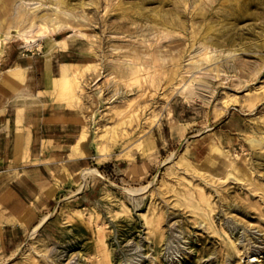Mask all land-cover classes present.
I'll use <instances>...</instances> for the list:
<instances>
[{
	"label": "rangeland",
	"instance_id": "rangeland-1",
	"mask_svg": "<svg viewBox=\"0 0 264 264\" xmlns=\"http://www.w3.org/2000/svg\"><path fill=\"white\" fill-rule=\"evenodd\" d=\"M92 1L98 0L67 3L75 12L85 10L100 20L97 30L76 24V17L59 6V22L64 26L52 33L37 25L29 36L35 40L27 43L21 37L5 38L9 29L18 31V7L32 12L40 5L37 12H41L51 6L55 9L57 3L0 0L4 37L0 72L27 65L23 88L10 87L23 96V107L34 115L68 113L70 117L63 119L75 123L70 131L75 138L88 130L90 150L87 164L70 175V184L62 188L51 211L41 214L33 225L14 228L6 232L7 237H0V264H98V238L102 236L113 264H264V0L225 2L232 8L230 19H223L227 11H222L218 16L222 20L213 23L220 28L229 21L232 28L226 38L219 39L224 47L215 52L220 55L216 59L207 57L201 42L191 46V25L177 33L188 49L177 80L170 79L168 71L178 67V49L168 46L162 50L166 61L151 73L145 68L135 76L116 75L112 63L126 57L113 52L111 36L127 43H145L140 35H116L105 28L122 20L108 4L117 0H99L97 5ZM194 12L191 5L188 18ZM92 36L97 39L94 47L89 40ZM64 37L66 43L57 41ZM150 38L148 43L166 41L154 33ZM230 38L236 50L220 51ZM48 53L55 75L62 62H72L75 68L85 63L97 67L73 78L72 93L47 90ZM116 87L119 91L113 95ZM38 89L42 90L37 94ZM192 145L196 151L187 153ZM182 155L198 162V167L189 168L180 161ZM86 167L97 171L82 176ZM54 175L69 179L65 174ZM108 182L115 190L112 203L104 199L96 209ZM203 196L212 203L208 216L189 204L188 199L205 204ZM228 235L240 254H233ZM250 255L260 258L252 261Z\"/></svg>",
	"mask_w": 264,
	"mask_h": 264
},
{
	"label": "bare ground",
	"instance_id": "bare-ground-1",
	"mask_svg": "<svg viewBox=\"0 0 264 264\" xmlns=\"http://www.w3.org/2000/svg\"><path fill=\"white\" fill-rule=\"evenodd\" d=\"M54 1L57 3V7L55 9L53 8V6H51L49 9L42 10L41 12H37L40 5L37 6L35 10H32V12L26 10L23 5H20L17 10L19 16L15 20V24L18 27L17 28L18 31L16 33H13L9 29L6 33L5 38L7 39L9 38V36H15V37L24 38V40L27 43L32 42L33 40H35V38L30 39L29 36L31 34L33 27L37 25L42 26L43 27L42 29H45V30L47 29L49 30V32L55 33L57 29H59V27L64 26L61 22H59L60 17H61L60 13L57 11L59 6H60V10L64 12L65 14L76 17L77 19L75 20L76 24H80L84 27L87 26L91 30H97L98 28H100L99 24H101V21L98 20L96 17L92 18L88 16L86 12H84L85 10H83L80 13H77L75 12L74 7L69 6V4L67 3V0H54ZM190 1H192L193 3V4L191 3V5H194L195 12L193 16H191V18H188L186 11L190 9V6H191ZM232 1H236V0H222V2L221 0H117V1L109 2L108 4L110 5V9L117 10L119 14L121 15L122 20H118L117 22L113 21L112 23L107 24L105 28H107L108 31H112L113 33H116V35L123 34V36L130 35L131 37H134L135 35L136 36L140 35L142 43H145V44H138V43H134L135 41L127 43L125 42L126 40L124 39H116L115 37L111 36L110 41L114 42L113 49H112L113 52L116 53L117 56L120 55L121 57L122 56L126 57V59L124 58L125 60L117 58L116 63H112L113 72H116V75L135 76L138 74H142L144 72V69L147 68L146 71L148 73H151V71H153V69L156 68L160 62L166 61L167 56L165 57L162 54V50L164 46H168L169 50L178 49L179 54L176 57V59L179 60V63L177 64L178 67L172 70L170 69V71H168V77L170 79L177 80L178 76L182 72L183 62L186 60V49H187L182 44V39L181 37L177 36V33L181 31H187L190 25L192 26V29L190 31L191 33L190 38L192 40L191 46H194L198 42H201L206 47L207 57L210 60L216 59L220 55L218 54L215 56V52L216 51L219 52L218 50L219 47L220 48L221 46L224 47L223 43H221L219 39L221 37H225V34H228L232 27L231 25H229L228 23L229 21H225L221 23L220 28L213 22L214 20H218V19H219V22L222 20L221 18H219L222 16L221 15L222 11L224 12L227 11L226 16H224L223 19H226V18H227L226 20L230 19L232 15V8L227 7L225 2L232 3ZM99 2L100 1L98 0V1H92L91 3H96L97 5ZM215 2H219V3L221 2L220 6L221 5L222 6L221 7L218 6L219 7L218 8L217 6L214 5ZM153 3H158V4L155 6H150L151 4L153 5ZM86 5L87 3H85L84 1L81 2L82 8H85ZM215 8L216 10L213 12L212 9H215ZM212 12L215 13V15H213V17L208 20L209 13H212ZM197 15H200V18L196 17ZM69 19L71 20V18ZM73 19L74 18H72V20ZM68 25L71 26V24L69 23ZM2 26L3 24H0V31L2 29ZM153 33L157 35L158 39L161 38V40H163L166 38V41L164 42V44L160 45L158 44V41L156 42L150 41V43H148L149 40L152 39L150 38V35ZM171 34H174L176 36L173 35V37L169 38ZM131 37H130V40H131ZM89 40L91 42V45L94 47V45H96L95 42L97 39H95L92 36ZM57 41L59 43H66V38L64 37L61 39H57ZM2 42H4V37H3V34L0 33V46ZM233 45H234V42L231 39L230 42L228 41V45L225 48H222L220 51H224V52L227 51L228 53H231L236 50L235 48H233ZM143 48H146L145 50H147V52ZM94 51L96 52L97 50H94ZM2 52L3 50L0 47V59H1ZM96 54L98 53L96 52ZM111 57L109 58L111 59ZM94 64L93 63L92 64L85 63V65L79 64L75 68L72 66L74 65L72 64V62H62L60 66L59 75H55L53 72V68H52V58H51V55L48 53L46 57V68H45V81H46V86H47L46 89L51 90V91L60 89L59 90L60 92H65V90H72L73 78L80 76V74H84L86 70L92 67L93 68L97 67V65H94ZM25 70H26V67H23L21 65L9 67L3 72H0V80L4 82L5 84H7L12 89H15V90L22 89L23 83L25 80ZM113 78H114V73H113ZM118 91H119V88L116 89V92L113 93V95H115ZM72 92L73 90L71 91V93ZM148 106L149 105L146 104L144 108H147ZM88 136H89L88 130L82 131V133L79 135V138L72 146L73 154L85 155L90 152V150L85 148V145L88 141ZM194 151H196V145L190 146L187 150V153H193ZM228 159L230 162L235 163L234 158L230 157V155H228ZM180 161L185 163L189 168H196L199 165L198 162L188 160L186 155H182L180 157ZM90 171H97V169L86 167L85 169L81 171V175L84 176V174L89 173ZM114 193H115V190L113 188V185L110 182H108L104 188L103 198L101 200H98L94 208L99 209L104 199H109L110 202L112 203V198L114 196ZM117 200H119L123 208L126 209V204L124 203V201L120 197H118ZM188 200H189V204L193 205L196 209L198 208L200 212H202L203 214L207 216L209 215V210L212 209V203L209 200V198H206L205 196H203V200L205 204H202L201 202L196 203V202L191 201L190 199ZM109 207H110V204H108V208ZM78 213H82V211L78 209ZM23 217L24 216L22 215L21 220L23 219ZM45 220L46 218L42 220V222H44ZM57 224H58V221H57ZM228 237H229L228 243L232 246L231 248H232L233 254L234 252L235 253L237 252L240 254V250L239 248H237L234 240L231 239V236L228 235ZM98 245H99V249L97 251L98 253L97 263L98 264H113L112 263L113 256L111 254V251L107 248L106 242L103 236L98 238ZM259 258H260V255H250L249 256V259H251L252 261L258 260ZM234 264H241V262L236 261Z\"/></svg>",
	"mask_w": 264,
	"mask_h": 264
},
{
	"label": "crops",
	"instance_id": "crops-1",
	"mask_svg": "<svg viewBox=\"0 0 264 264\" xmlns=\"http://www.w3.org/2000/svg\"><path fill=\"white\" fill-rule=\"evenodd\" d=\"M22 97L0 81V237L33 225L51 211L62 188L70 184V175L89 158V153L73 154L77 138L70 132L75 123L63 119L68 113L34 115L23 107ZM85 148L89 150L87 143Z\"/></svg>",
	"mask_w": 264,
	"mask_h": 264
}]
</instances>
